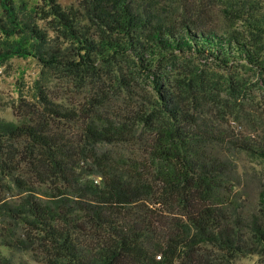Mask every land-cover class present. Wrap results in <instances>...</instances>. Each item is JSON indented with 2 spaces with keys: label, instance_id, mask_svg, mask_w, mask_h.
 Returning <instances> with one entry per match:
<instances>
[{
  "label": "trees",
  "instance_id": "1",
  "mask_svg": "<svg viewBox=\"0 0 264 264\" xmlns=\"http://www.w3.org/2000/svg\"><path fill=\"white\" fill-rule=\"evenodd\" d=\"M45 2L7 4L0 29L16 32L0 40V58L28 53L77 87L106 80L109 90L66 109L37 88L33 117L0 122V188L19 196L0 200L3 222L35 232L55 264H199L208 247L227 261L263 255L264 186L255 210L241 207L235 161H264V145L206 123L197 90L173 83L165 65L191 54L264 69L258 53L201 28L176 0Z\"/></svg>",
  "mask_w": 264,
  "mask_h": 264
},
{
  "label": "rangeland",
  "instance_id": "2",
  "mask_svg": "<svg viewBox=\"0 0 264 264\" xmlns=\"http://www.w3.org/2000/svg\"><path fill=\"white\" fill-rule=\"evenodd\" d=\"M55 1L63 8H73L78 3V0ZM176 1L177 5L180 2L188 7L201 28L242 38L252 51L258 53L264 66V0ZM9 2L37 11L45 10L46 3L45 0H0V25L5 23ZM37 11L33 12L35 23L51 38L56 37L52 24L44 19V15L37 16ZM12 32L4 33L0 29V40ZM11 39L17 38L11 36ZM165 65L173 83H188L197 90L196 100L206 123L224 135L264 145V69L251 67L239 60L224 67L191 54H179ZM103 83L91 82L85 89L77 87L53 72H46L28 53L17 56L15 51H8L6 56L0 58V122L17 124L22 116L33 117L28 108L34 104L32 97L37 88L58 98L66 109H72L86 98L107 95L108 84H105L106 80ZM117 100L114 99L112 103L117 105L115 110L121 107V100ZM71 129L72 133L77 131V127ZM52 131L55 132V129ZM62 132L66 137H71L66 129ZM235 162L240 177L239 188L243 193L239 205L255 210L259 191L264 186V161L237 152ZM2 187L1 204H17L19 196L13 190L2 191ZM3 221L0 216V264H55L48 261L35 232L18 223ZM202 256L199 264H264V254L227 261L211 247Z\"/></svg>",
  "mask_w": 264,
  "mask_h": 264
}]
</instances>
